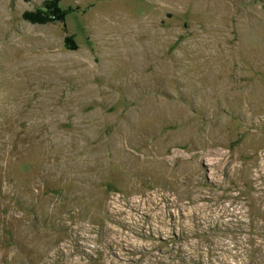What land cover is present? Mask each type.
Listing matches in <instances>:
<instances>
[{
  "label": "rangeland",
  "instance_id": "rangeland-1",
  "mask_svg": "<svg viewBox=\"0 0 264 264\" xmlns=\"http://www.w3.org/2000/svg\"><path fill=\"white\" fill-rule=\"evenodd\" d=\"M0 264H264V0H0Z\"/></svg>",
  "mask_w": 264,
  "mask_h": 264
}]
</instances>
